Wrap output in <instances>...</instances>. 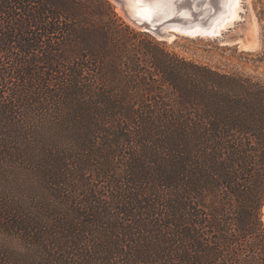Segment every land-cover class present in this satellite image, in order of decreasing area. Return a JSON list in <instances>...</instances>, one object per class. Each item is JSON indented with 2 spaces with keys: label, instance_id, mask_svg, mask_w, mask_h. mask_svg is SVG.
Returning <instances> with one entry per match:
<instances>
[{
  "label": "trees",
  "instance_id": "1",
  "mask_svg": "<svg viewBox=\"0 0 264 264\" xmlns=\"http://www.w3.org/2000/svg\"><path fill=\"white\" fill-rule=\"evenodd\" d=\"M263 205V81L109 0H0V264H264Z\"/></svg>",
  "mask_w": 264,
  "mask_h": 264
},
{
  "label": "rangeland",
  "instance_id": "2",
  "mask_svg": "<svg viewBox=\"0 0 264 264\" xmlns=\"http://www.w3.org/2000/svg\"><path fill=\"white\" fill-rule=\"evenodd\" d=\"M109 1L117 14L129 23L118 11V5L112 0ZM245 4L247 5V2ZM247 9V12L241 11V18L229 25L222 36L216 38L189 37L178 34L172 41H167L160 40L153 34L151 35L157 40L165 42L170 50L188 59L208 64L224 72L240 73L264 82V0H251V6ZM253 14H255L259 23V44L255 48L248 49L242 47L241 44L246 43L244 38L250 28ZM132 26L137 30H141L134 25ZM10 180L7 184H18L8 187L10 190H15L23 195L27 194L30 199L32 198L31 195L35 196L36 191L32 189V184L30 187V183L27 180L25 181L24 177L10 178ZM42 194L37 193L40 198H44ZM262 217L264 221V205L262 207ZM5 239L8 238L0 232V244H7L9 240Z\"/></svg>",
  "mask_w": 264,
  "mask_h": 264
},
{
  "label": "bare ground",
  "instance_id": "3",
  "mask_svg": "<svg viewBox=\"0 0 264 264\" xmlns=\"http://www.w3.org/2000/svg\"><path fill=\"white\" fill-rule=\"evenodd\" d=\"M195 1L197 2V0ZM195 1L193 4L194 9H196ZM245 2H247V5ZM208 4L210 7L214 4L220 5L222 9L215 17H212L207 24L203 25L199 21H190V12L183 10L180 13L182 18L180 21L165 24V26L160 28V31L170 35L171 41L175 39L178 34L191 36L200 35L202 37L223 35L225 29H228L229 25L235 23L236 20L241 18V11L247 12V8L251 6V0H238V2L235 3H230V0H206L204 6L208 7ZM128 7L132 11L131 13L133 16L137 17L139 21H145L150 27H156L159 22L176 15L175 0H171V2H169V0H150L143 5L130 3ZM117 9L130 24L134 25L125 15V12L121 9L120 5H118ZM258 33L259 23L257 17L253 14L250 28L244 38L246 43L241 44L242 47L252 49L258 46Z\"/></svg>",
  "mask_w": 264,
  "mask_h": 264
},
{
  "label": "water",
  "instance_id": "4",
  "mask_svg": "<svg viewBox=\"0 0 264 264\" xmlns=\"http://www.w3.org/2000/svg\"><path fill=\"white\" fill-rule=\"evenodd\" d=\"M115 2L117 5H120L121 9L125 12V15L133 22L134 26L140 28L142 31L149 32L159 38L160 40H170V35L164 33L163 31H160V28L165 26V24L172 23L174 21H180L181 18V11H189L191 18L190 21L192 22H197L199 21L201 24L205 25L207 24L212 17H215L218 12L221 11L220 5L214 4L212 7L209 6H204L206 4V0H175L176 3V15L173 17H169L157 24L156 27H150L145 21H139L137 17L132 15V11L128 7L130 3H132V0H112ZM150 0H144L142 4L138 5H143ZM194 1L196 4V9H194ZM135 4V3H134ZM219 4V3H218ZM180 35H185V34H180ZM189 37H201L200 35H185ZM222 35H215V37H208V38H216ZM229 42V41H227Z\"/></svg>",
  "mask_w": 264,
  "mask_h": 264
},
{
  "label": "snow or ice",
  "instance_id": "5",
  "mask_svg": "<svg viewBox=\"0 0 264 264\" xmlns=\"http://www.w3.org/2000/svg\"><path fill=\"white\" fill-rule=\"evenodd\" d=\"M143 2L144 0H132V3H135V4H142ZM169 2H171V0H169ZM235 2H238V0H230V3H235Z\"/></svg>",
  "mask_w": 264,
  "mask_h": 264
}]
</instances>
